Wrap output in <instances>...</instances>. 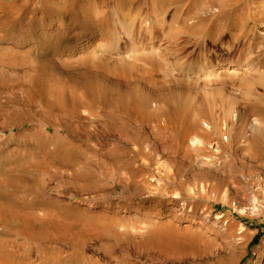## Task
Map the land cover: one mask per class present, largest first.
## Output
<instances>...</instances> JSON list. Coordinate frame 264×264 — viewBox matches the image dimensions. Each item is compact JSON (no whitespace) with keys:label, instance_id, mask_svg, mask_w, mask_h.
<instances>
[{"label":"rangeland","instance_id":"1","mask_svg":"<svg viewBox=\"0 0 264 264\" xmlns=\"http://www.w3.org/2000/svg\"><path fill=\"white\" fill-rule=\"evenodd\" d=\"M15 17L12 19L15 24L5 19L0 23V205L4 207L1 216L7 228L30 233L36 240L43 239L41 247L60 248L63 259L60 264H82V255L73 253L67 242L82 241L83 231L88 227L92 229L93 240L91 249L85 254L94 256L97 264H135L137 260L144 264H264V249L261 248L264 243V156L248 154L242 144L221 141L214 135V124L226 118L225 103L236 101L245 106L251 102L244 94L245 87L256 88L262 94L264 106V90L260 85L242 77L213 80L210 87L222 95L224 104L216 105L214 119L205 117L210 140L198 146L186 145L175 154L170 151L171 146H167L164 155L171 157L174 163L167 164L164 160L158 163L155 159L154 165V169L158 166L163 173L172 175L173 182L167 192L180 200L199 199L200 184H214L211 178L221 177L228 180L227 185L234 190V200L248 204L251 195L244 184H254V196L263 203L258 213L241 214L212 196L203 202L214 215L229 216L236 231L244 227L248 239L236 248L215 238V246L211 248L197 247L183 240L180 244H188L185 250L147 249L140 243L146 237L156 239L153 231L157 226L166 224L195 232V225L166 219L154 223L156 216L143 218L139 214L135 219L123 216L131 212L121 211L120 206L125 202L136 203V197L145 190L146 184L142 183V190L130 197L133 190L128 191L124 184L132 187L133 181L125 180L119 170L112 179L114 163L94 146L96 138L109 143L110 136L119 133L117 127L110 126L112 122L101 116L98 105L105 106L112 98L120 99L122 94L118 87L130 84L126 71L120 70L123 67L114 61L119 58L118 51L108 49L103 43L100 48L97 45L99 32H93L97 36L94 46L80 49L85 37L78 36L85 34L88 38L93 34L91 30L82 31L75 26L64 35L50 38L51 32L45 34L46 28L39 25L40 20L28 26L30 14H16ZM224 18L227 25L226 19L230 18L226 15ZM248 25L257 31L258 26L251 20ZM230 39L225 32L222 40ZM252 39L261 42L257 34ZM55 41L62 43L54 45ZM241 44L236 42L235 48L229 51L218 50L217 58L237 57ZM211 48L210 45L208 50ZM187 49L188 52L193 50L191 46ZM92 50L97 53L88 55ZM82 95L91 98L95 105L79 103ZM173 102L178 107L176 98ZM138 106L147 108L146 104ZM91 111L98 116H90ZM78 113L86 117L82 123L77 122ZM250 117L259 118L256 114ZM29 120L61 125L74 120L76 126L71 134L63 131L55 135L50 128L51 134L45 136L39 128L32 131ZM21 122L23 125L14 127ZM219 123L225 132L224 123ZM94 130L98 134L90 137ZM226 188L222 186L220 191ZM92 202L98 206L91 207ZM54 237L61 238L62 242L55 244L49 240ZM35 245L33 242L30 246L34 249ZM257 249L262 255L255 263ZM32 260L40 261L35 256Z\"/></svg>","mask_w":264,"mask_h":264},{"label":"bare ground","instance_id":"2","mask_svg":"<svg viewBox=\"0 0 264 264\" xmlns=\"http://www.w3.org/2000/svg\"><path fill=\"white\" fill-rule=\"evenodd\" d=\"M16 14H30L28 26L40 20L39 25L46 28L45 34L51 32L50 38L64 35L75 26L82 31L99 32L97 45L101 48L103 43L108 49L118 51L119 58L114 61L123 67L120 70L126 71L130 84L118 87L122 94L120 99L112 98L105 106L98 105L101 106V116L112 122L110 126L117 127L119 133L111 135L109 143L96 138L94 146L114 163L116 168L112 169V179L119 170L125 180L133 181L132 187L123 183L128 191L133 190L130 197L137 195L141 186L146 184L145 190L136 197V203L125 202L120 206L121 211L131 212L123 216L135 219L140 214L143 218L156 216L154 223L166 219L195 225V232L159 225L153 231L157 238L146 237L140 246L170 252L185 250L187 242L180 243L188 240L197 247L211 248L215 246L216 238L226 246L236 248L248 239L244 227L236 231L229 216L214 215L203 202L212 196L241 214L258 213L263 203L254 196V184H244L251 195L248 204L234 200V190L227 185L228 180L221 177L211 178L214 184H200L199 199L180 200L167 192L173 182L172 175L163 173L158 166L154 169V165L155 159L158 163V160L174 163L171 157L164 155L167 146H171L170 151L175 154L186 145L198 146L210 140L205 117L214 119L216 105L224 104L222 95L210 87L213 80L242 77L243 80L251 79L264 90V0H0V23L4 19L14 23L12 19H16ZM225 15L230 18L226 19L229 21L227 25ZM249 20L258 26L257 31L249 27ZM225 32L231 38L229 41L222 40ZM256 34L263 44L252 39ZM84 35L78 36L85 37L80 49L96 44V33L88 38ZM59 41L54 45L62 43ZM238 41L242 44L237 49V57L217 58L218 50L229 51ZM210 45L212 48L208 50ZM190 46L193 50L188 52ZM95 52L92 50L88 55L93 56ZM244 94L251 102L245 106L236 101L225 103L226 118L215 121L214 135L221 141L226 139L242 144L248 154L264 156L262 94L250 86L244 88ZM175 98L179 101L178 107L174 106ZM134 100L138 105L146 104L147 108H139ZM79 103L95 105L84 95L79 96ZM93 106L89 105L91 109ZM250 114L259 118L251 119ZM77 116L78 123L86 118L79 113ZM90 116L96 117L98 113L91 111ZM72 121L61 125L29 120L32 131L39 128L45 136L51 134L50 128L55 135L63 131L74 133L76 121ZM219 122L224 123L225 132ZM21 125L22 122L14 127ZM97 134L95 131L90 137ZM222 186L228 189L221 192ZM96 205L92 202L90 206ZM3 208L0 205V264L62 263L60 248L41 247L43 239L36 240L30 233L7 228L1 216ZM83 232L82 241L69 240L67 244L73 253L82 255V264H97L94 256L85 254L92 247V229L88 227ZM49 240L55 244L62 242L59 237ZM33 242L36 244L34 249L30 246ZM261 248L264 249V243ZM125 255L130 257V254ZM256 255L255 263L261 258L260 249ZM32 256L40 261H33ZM135 264L144 263L137 260Z\"/></svg>","mask_w":264,"mask_h":264}]
</instances>
